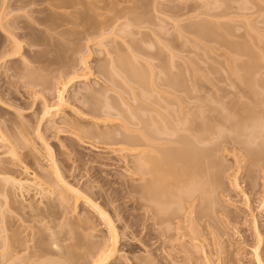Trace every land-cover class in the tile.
I'll return each mask as SVG.
<instances>
[{
	"label": "rangeland",
	"instance_id": "1",
	"mask_svg": "<svg viewBox=\"0 0 264 264\" xmlns=\"http://www.w3.org/2000/svg\"><path fill=\"white\" fill-rule=\"evenodd\" d=\"M18 1L19 0L17 1L0 0V129L1 132H3L4 135H6V137L8 136L10 138L9 141V138L7 137L8 142L11 143L13 141V143L16 145L15 147H17L18 152H20L19 157H21L19 158L21 160L19 159L16 160V162L18 163H15L13 161V163L15 164L14 165L11 162L14 159V157L12 156L13 158L11 159V156H9L10 154H7V152H6L7 155L3 154L5 153L4 147H6V144L4 143L5 146L3 144H2L3 146H1L0 144V158H4V161L7 160V158L8 159L10 158L11 160V161L9 160V162H7L8 160L6 161L5 164L8 163L7 167L9 166L11 169L13 170L15 169V172L17 171V173L19 171V173L24 174L22 167H24V165L26 164L25 166L28 165L30 171L31 170L33 172L36 171V173L41 177L43 176L47 177V175L52 176V172L49 168L50 162L48 161V154L45 149V145L41 139L39 140V136H37L38 134L36 135V126L39 121L38 119L42 115V111H43L42 108L44 107L43 101L47 100L50 103H55L57 101V90L60 87L59 86L60 79L62 80L69 79L70 76L73 75L72 73H74L73 70H75L76 73V74L74 73V75H78L84 71H87L84 70L85 66H87L90 70H92L93 74L90 75L89 78H87L88 80L87 79L84 80L80 78L73 81L69 85L68 92L66 94L67 95L66 98L69 105L65 108H62L63 109L61 110L62 112H60L55 118H53L55 120L50 121L49 119L46 123H44L42 129L44 133V138L55 152L56 158L59 161L58 164L60 165L64 174L65 175L67 174L68 176L67 180L70 179L69 180L70 182L73 180L74 182L78 183V185L83 190L90 188L92 186L91 184L94 185L96 184L101 186L102 194L95 196L93 199L101 206H103V208L106 211H108L111 217H113L115 221V225L118 228V232L120 233V239H121V242L119 243L120 251L111 264H125V263L129 264L128 262H131L130 264L132 263L141 264V262L143 263L142 258H147V257H141L140 260V256H149L147 258L149 259L148 260L149 264H203L205 262L204 259H206L207 261V258H203V257H207V256L209 257L212 254L215 255H212L209 258H211L213 264H218V261L215 260H221L219 261V264H221L222 262H223L222 264L225 263L255 264L253 248L254 245L257 244L256 242L258 240V237L256 235L258 234V232L257 231L255 232L256 229L254 228L255 227L254 224L257 225L258 231L262 235V238L264 240V162L263 161L261 162L260 165H258L259 168L255 172H253L255 168L258 166H256L253 169L252 162L250 158L247 156V151L243 149L242 145L240 144L238 146L235 145V147L234 145L232 146V144L230 145L228 144L229 148L227 147V145L225 146V148L227 147L226 149L228 150L223 151L225 149L224 148L220 151L221 153H218L219 156L217 155L216 159H219L217 161L222 163L221 165H223L224 171L226 170L225 173L223 174L225 178L222 179V181H224L222 182L224 183V185H222L223 189L220 190L219 193L221 194L220 196H218L219 198L222 196L224 199L223 201L221 198L218 199V203H220L219 205H221V203L223 204L221 206L222 208L223 207L224 208L223 209L220 208L221 206H219V208L224 211L225 217L222 215L223 213L221 212L222 213L221 217L222 216L223 217L222 218L220 217L219 219V221L222 219V221L219 224L220 226L216 223L219 227H217L214 224L215 225L214 229H216L215 227L218 228L216 230L219 232L220 235L217 233L218 235L215 236L217 237L220 236V237L219 240L216 237V243L220 241L219 243L223 245L220 246V244L218 243L219 246L222 247V249L221 248L220 249L224 250L225 253L221 252V250L217 248L218 246L212 248L211 245L209 246L207 245V243L211 244V242L213 241V239L211 241L212 237L209 236L211 242L208 239L206 243V246L208 248L206 246L205 247L209 251L211 249L215 250L217 248L219 252L217 250L215 251L220 253V255L218 253L217 254L221 256L224 253V255L221 256L222 258L219 256L218 258L217 254L214 253V251L213 253L208 254L209 252H207L206 248L205 250L207 254L205 253L206 254L205 255L201 249H199L200 250L199 252L197 249L194 248L195 247L194 244L195 243L198 244L199 242L195 241L194 243L191 241L190 238H188V236H185L186 239H184L181 236L183 233H187L186 231L183 232V230L181 231L182 234L179 233L180 232L179 231L178 233L180 235L179 234H178L179 236L176 235L177 237L174 236L177 238V240H174L173 238L174 241H172V238L171 239L167 238L168 241L165 240L163 242V240L159 238L160 226L154 224L153 220L150 218V214H146V215L144 214L143 209L140 207V204L137 201L138 195L136 194L135 191H133V189H135V187L139 183L138 178L137 176H134L129 172L132 168L131 160H134L133 159L134 156L130 152L129 153L127 152L128 153L127 154L125 151L124 153L114 151L122 146L118 144L119 143L118 141L116 142L115 140L121 136L120 130L123 128V125L125 124L124 118L122 117V119H120L121 118L120 117L119 119L116 120H114L115 118H113V122L111 121L110 123L108 122L104 123L101 122L102 118L95 120V117L98 118L99 116L98 115L95 116L94 113L88 114V116L85 118L84 117L82 118V116L85 115H82L81 113L83 111L88 113V111H86L87 107L84 108V104L88 101V97L90 98L95 91L97 92L99 90L98 95L95 92L96 94L93 95L92 97L97 96L99 98L100 97L99 95L101 94L100 98H102L105 95L102 98V103L103 101H105L106 104L104 103V105L107 106L103 108L104 110L105 109L107 110L109 108L108 110H111L112 113L115 114L119 112V110L122 108L123 110L122 112L127 113V110H129L131 107L132 110H134L135 107V109L138 108L135 111H138L139 113H142V111L143 112L156 111L165 114L170 113L171 114L170 123L168 126L174 128L177 120L179 119L186 120V118L184 117L188 116L187 113L189 114L191 107H193L192 110H194V112H196L195 114L197 115L200 114L198 110H200L201 106H203L201 109H205L207 108L205 107L206 104L207 105L210 104V102H207L208 100L212 102V100L216 99L214 97H210L209 99V96L204 97L205 95L204 88L198 87L194 90H192L193 88L189 90V88L193 87L195 83L197 84L198 77L200 78V76H202L201 79H203L204 75L207 76L208 79H210L213 82V84L217 86L213 88L212 93L218 92L221 95L223 94L225 96V100L227 99L226 94L229 96V98L230 97L233 98L236 93H239L237 94V96L238 95L240 96V92L238 91H243L244 89H246L247 91L249 90L247 93L244 92L245 94H249L251 91L250 89H247L245 86L244 87L241 86V90H239V87H237L238 85L235 84L238 82L237 79L240 80V75L243 74V68L241 69V66L243 64L244 65L248 64V62L251 60L248 53L247 54L244 53L245 51L244 50L243 55L240 54L237 55L238 53H240V49H239L237 51V54H232L230 53V50H232L233 53H236V51L233 49L228 50L229 48L222 41H220V43L218 42L216 43L215 40L209 41L210 37L211 39H213L212 36H208L209 38L207 37L208 41L204 39L205 37H203L202 39L204 40L199 41V43L201 44L199 45L196 41L200 40L202 36L200 37L198 34L197 36L194 35L195 30L193 28L195 25L193 24L194 23L196 24L198 30V28L200 27L199 25H197L198 21L200 20L202 21V19L204 18L203 19L204 21L205 19H207L205 22H208V20L210 21L213 20L214 22V19L216 21V17L217 16L219 17L220 15L219 17L220 21L221 19L222 21L224 20V22L227 21L228 23L227 22L226 23L227 24L230 23L229 26L232 25V28L234 29L232 33L230 32L229 34L230 36L227 35L229 37L226 36L227 39L230 38L231 40L233 39L232 41L236 40V42L238 41L239 43H241L242 41L245 43V40L246 42L249 40L250 43L252 41L251 44L253 45V47L255 46V51H257L258 53H261L262 51L264 52V0H143L144 7H142L140 11H138L140 13V18L138 20H135V22L134 19H132L131 17H130L131 19L129 18V15L127 14L129 12L128 11L129 9L126 8L125 6L131 7L132 6L131 1H136V0H106L107 2H105L104 0L102 1L90 0L88 2L90 4L91 2H94L92 4L93 5L95 4L94 7L97 8L98 11H96L97 9L95 10L93 7L90 8L91 9L89 10L90 12L85 9L88 13L85 12L86 15L85 13L83 14V16L85 15L84 18L83 16H82L83 19H80L81 18L80 16H78L80 17L79 19L75 17V19L78 21L75 23V20L74 21L72 20V23L74 22L76 25L70 23L71 21L67 22V24L68 23L70 24L69 26L67 24L63 26L65 27L64 28L65 30L63 29V27H61L62 30L61 29L55 30L53 28H50L51 27L50 23L44 22L42 20V18L46 17L47 16L46 14H48L51 11L50 9L56 10V8L51 7L53 5V2L50 3L52 4L50 6L49 4L50 1H47L48 4L47 2L41 3L42 1H36V3L30 5L28 2L26 3L24 2L25 4L22 2L20 4V2L18 3ZM32 2L33 1H30V3ZM86 2L87 0L83 1L84 5ZM83 3L82 5L80 4L82 8L79 5L77 7H79L80 9H84ZM96 3H98L97 4L98 7ZM110 3L112 4V7L117 5L118 7L121 6L120 7L121 9L122 6H124L127 12L124 10L119 11V12L123 11L125 13L122 14L123 19L121 17L119 22L118 21L114 22V24L115 23L117 24L115 25V27L113 24L114 30L111 31L113 34L108 29V31L112 35L110 34L111 36L109 37L107 36L108 38L106 40H103L104 42H102V44L100 43L101 44L100 45L98 44V40L100 38L97 37L98 35L99 37H101L100 34L98 33L100 31L97 32L98 34L94 32L100 29L101 21L108 23L105 20L111 18L110 15H112V17H116L115 12L117 13L116 11L117 9H115L116 7L113 8L115 10H111L112 7L109 8V6L107 5L109 8L108 11L110 12L113 11L114 13L107 12V9L103 8L106 4H109L111 6ZM107 6H105V8ZM74 7L76 8V5H74ZM74 7L72 5L71 7H69L70 9L65 8L63 10H58V12L60 11L63 14L64 12L74 14L73 13L75 12L74 10H77V12L79 13L82 12V10H80L79 8L75 9ZM45 8L47 12L49 8L48 13L45 12ZM101 10L102 11L105 10L106 13L102 12ZM103 13L105 15L109 13L110 14V15L108 14L109 18L107 15L105 17ZM102 15L104 16L103 19H101L103 17ZM98 16H102V17H98ZM125 16L128 17L127 20ZM94 20H97L98 22L97 21L94 22ZM45 23L48 24L46 25ZM198 24L200 23L198 22ZM93 25L94 27H92ZM95 27H98L97 30L94 29ZM113 27H111V29H113ZM49 28L53 29L54 31L53 30L51 31ZM68 28L69 30H66ZM60 31H63L64 33L62 32L60 34ZM33 33L35 34V36H33L34 35ZM47 37L48 39H46ZM13 38H16L19 42L21 41V43L23 44V49L21 53L22 55L16 58L9 59L7 54L9 53V51L11 52L14 48L12 46ZM35 38H38V40ZM194 38L198 40L195 41ZM252 38H254V40ZM257 38L260 40L259 42L256 41L255 43V39L257 40ZM47 41L53 43L51 48L49 45L45 44ZM67 41L70 46L66 44ZM36 42H38L39 44ZM221 42L223 45L221 44ZM77 43H80V45ZM66 45H68L69 47H67ZM53 46L54 47L63 46L69 49L66 50L67 54H69L67 56L69 57L66 58L65 56L66 58L65 60H63L64 59L63 56L65 55L63 51L64 53L62 56L63 61L58 59V56L57 57L54 56L57 55L55 51L49 54L51 56H49L45 51V53L48 55L47 60L48 61L54 60V63L52 65L55 64V66L50 65L49 64L50 61L44 62V60H46V57L44 59V56H47L44 53V50L52 49ZM137 47L139 49H137ZM73 48L77 50L75 51ZM135 49H137V52ZM134 51L136 53L134 54L135 57L132 58L133 61H135L140 67L141 66L145 67V69L148 71V78L146 79V83L144 82V85L133 83L129 79L125 81L124 79L126 78H123L124 77L123 74L121 75L119 81H117L119 77H117L118 75H116V78H114L116 79V81H114L113 79V81L115 82L114 83L109 80L111 78L109 77L108 74L106 75L109 78H107L102 71L101 72L99 71L100 70L99 66L102 67L103 65L106 64L109 65L111 62L112 63L110 65L112 66V68H114V65L112 64H114L117 59L119 61L122 53H127L131 55V53L132 52L134 53ZM228 53L231 55L229 56ZM118 54H120V56ZM36 55H40V56L44 55L41 56V58L37 56L40 59H42L43 57V61H42L43 63L39 61L37 63L36 59L35 61L33 60L34 57L36 58ZM71 56H73V58H71ZM232 56H235L237 58L236 60L238 62L235 65H238V63L241 64L243 63L242 65L240 64L241 65L240 67L239 65L236 67V69L238 68L237 70H239L240 68L241 71V72L238 71L240 72L239 78H236L235 75L232 76V74H230L232 72L229 73V71H231L229 66L224 65V63L225 64L230 63V60L228 59ZM111 57L114 58V60ZM25 60H26V66H29V68L27 69L28 70L30 69L29 70L30 72L32 71L31 70L32 67L38 70L37 72H39L37 73L32 68L36 72V74H38L35 75L34 74L35 72L32 71V73L34 74V76H32V80L29 77L32 73H30L29 76H28L29 74L28 72H27L28 74H26L25 71L26 67H24ZM66 60L67 63H65ZM27 61H29L30 64L29 62L27 63ZM58 62L60 63V65L58 64ZM84 62H86L85 65ZM47 63L49 64L50 67L48 66ZM40 65L41 66L45 65V66H43L42 68H40L41 70H39L38 68L41 67ZM110 65L107 67L109 68ZM46 66H48L51 69L47 70L46 68L45 71L47 73L45 72L42 73L41 71H44L43 68H45ZM226 67H228L229 71H227ZM259 68L257 69L256 72L257 75L255 76V78L257 77L256 78L257 80L255 79L257 83L260 82L261 80L264 81V60L261 61ZM216 69L217 70L220 69L218 70V72H220L219 74L217 71H215ZM166 72L169 73L171 81L169 80ZM64 74H69L70 76L69 75L65 76ZM62 75L68 78H65ZM236 75H238V73ZM245 75L246 73L243 74V77ZM37 76H39L40 79H38ZM207 77H205L204 79H207ZM41 78H43V80ZM122 78L123 80H121ZM46 79H48L47 80L48 82H44V84L42 85L43 83L42 81L44 80L46 81ZM263 81H261L263 85L261 83L257 84L258 86L257 88L254 89V92L257 90L255 92V95L258 92L259 93L258 95H261L262 99L264 100ZM225 92L226 94H224ZM251 95L252 92L250 93V96ZM36 96L39 97L41 96V98L43 97L42 99L45 98V100H41V98H39L40 100L38 99L36 100L34 99V97ZM241 96L243 97V95ZM86 97L87 100L85 101ZM100 98L98 99V101H100ZM243 98L244 100L243 99L242 100L246 102V98L245 97ZM253 98L249 99L251 101L247 99L248 102H246L244 107H247L250 104V106L248 107L252 108L251 106H255L256 104H259V101L257 99L258 102L255 103L254 105L256 99L253 102L252 101ZM258 98L259 100H262L260 99V97ZM34 100H36V102H34ZM229 100H231V98ZM215 101H217V99ZM112 102L114 103V105L111 104ZM99 103H101V101ZM115 103H117L116 104L117 108H119L120 106L119 110L114 107ZM261 103L262 102H260V105H256L259 106L256 109H255L256 106L254 107V109L257 111V115H256L257 120L253 122L257 121L256 122L257 126L256 128L253 127V130L255 129L254 131L252 130L253 133L251 134V136L254 134L253 135L254 138H252L253 136L252 137L250 136V138L252 139L249 140L253 146L256 145L259 146L260 141L262 140L264 141V136L263 137L260 136L263 134H260L261 132L258 134L260 130H262L263 132L264 129V126H262V124L264 123V112L262 113V110L264 111V104L261 105ZM102 106L103 104H101V107ZM18 109L19 110L21 109L22 115L20 114L19 115L22 118L21 117L18 118L19 116L18 115L19 111L17 112ZM188 109L189 112H186V115L183 116L185 112H183L184 114H182V111H188ZM206 111L208 112L207 109ZM77 112L80 113L78 114ZM207 112L204 113L207 114ZM127 114H129V112ZM190 114L193 113L190 112ZM17 118L19 119L18 121H20L19 123H21V128L25 127L28 130L29 134L26 132V135L28 134V137L26 136L27 139L23 138L24 136L23 134L22 136L20 134H19L20 136L17 134L19 132V131L17 132L18 128L20 130L19 125H17L18 123H16ZM21 119L24 120H22L21 122ZM12 120L15 121V123ZM75 121H77L78 123L80 122L79 125H82V127L84 126V128L86 127H90V129L92 128L90 132H88L89 130L87 129L88 131H86L85 133H81V136H83V134H87L84 135L85 137L83 136L84 137L83 140L79 137L77 138L76 135L74 136L73 133H71V131L72 132L74 131L73 128H71V125L72 123H75ZM50 122H53V124L52 123L50 124ZM249 122L245 124L243 132H245L249 126L251 127V125L248 124ZM96 130H98L101 133L102 131L106 133L105 130L107 131V133L110 131L109 134H111V131L112 133L115 132L113 136L114 137L116 136V138L113 137L108 138L110 137L109 135L108 137H105L106 134L101 135ZM230 130L228 129L224 131L228 134L229 133L234 134L235 131L233 132L232 130L231 132ZM250 133L251 132L248 133V136ZM236 135L238 134L236 133ZM246 137L247 136L244 137L245 140H247L248 138ZM262 144L264 145V142ZM31 153L33 154V156L29 155ZM34 157L36 158V160H32L35 159ZM18 165L21 168L18 167ZM20 170L22 171L20 172ZM46 172L48 174L44 175L46 174ZM236 177L240 184V190H237L232 186L231 181ZM50 178L53 179L54 177L52 176ZM128 186L133 188L132 191H129L131 190V188H129ZM30 195L32 198L34 193L32 194L30 193ZM30 195L26 193L25 195L26 199H24V203L26 202L28 203V201L32 200L29 198ZM17 196H15V198H17ZM67 196L69 200L67 203L68 206L67 208L72 209L75 204L74 197L72 195H67ZM1 197L2 195H0V198ZM23 198H21L22 200H20L19 198L17 199L19 200V202H23ZM2 199L4 200V197H2ZM17 199L15 201L18 202ZM33 199H34L33 201L36 202L38 201L37 199H39V196L37 197L34 196ZM40 201L41 200H39L38 202L40 203ZM2 204L3 202L0 201V205H1L0 208L2 207ZM19 204H18V208L19 207L21 208ZM38 205L40 206V204ZM3 207L4 209L6 208L4 205ZM79 208L80 210L82 209L83 212L89 211L90 215L93 217V220L90 222V228L88 230L90 232V235L87 238L93 244H90L88 246L86 245V243L84 245V243L82 242L83 244L82 245L80 242L78 243L77 241L78 245L81 244L78 247L77 245H75L76 244L75 236H74L75 239L74 238H73L74 240L72 239L73 241L69 239V241L66 240V243L64 244L63 242H59V243L60 244L62 243V245L65 246L66 248L71 245L70 247L72 248L73 243L75 242L73 247L77 246L78 248L75 247L74 249H78V250L76 251L73 250V252L75 251V253H71L73 256L77 254L74 256L75 258L73 256L71 257L72 258L71 263L73 264L78 263L79 262L78 258L81 257L79 259L81 261L79 264H91L92 263L91 254H95L97 251L96 252L92 251L91 253L90 249L93 250V246H95L94 250L99 249V247L105 240V237L107 236V228H103L105 224H103L101 218L98 217L94 212H92V210H90L88 206L81 203ZM2 209H0L1 210L0 213L3 211ZM22 211L23 210H21L20 213L24 215L23 212L25 211L28 212V209L23 212ZM20 213H18L17 216L20 215ZM14 214H12L11 219L12 220L14 219L13 223L15 222V224L13 225V227L15 225L16 227L13 229L16 230L18 228L17 230L20 229L19 230L20 232H22L25 229L21 236H24L26 235L25 233H28L25 237L26 239L29 238L28 242L23 237L28 244V245L26 244L25 247L30 246L27 249L28 252L22 251V254L25 253L24 257L22 255H19L21 256L20 258L23 259V260L21 259V261L28 262V260L32 258L31 256L38 250L35 249L37 244H36V240L33 239L34 238L33 235L34 233L38 232L36 231V229L39 223L38 225H36L35 223L36 225L35 232L34 230L32 231V229L35 228L33 226L34 224L32 223L33 225H29V221L26 222L28 215L25 214V217H27L26 219H24L25 217L22 215L21 217H23V219L20 218V220L22 219L25 221L23 222L24 223L22 226L23 228L22 227L19 228L17 226L18 224L17 221L19 220V218L15 216L16 214L15 215ZM74 215L75 214L71 215L73 216L72 219L75 218ZM22 220L18 224L19 226L22 223ZM1 226L3 225L0 224V227ZM53 226H54L53 224L52 226L50 225V227ZM39 227H41V225ZM10 232L11 231H8V234ZM10 234L9 236H11ZM0 237H2L1 234ZM0 240L2 241L1 238ZM60 240L62 239H59V241ZM77 240H79V238H77ZM90 241H87V244H89L88 242ZM216 243H214L215 246ZM2 244L0 245V247L3 248L0 249L1 253L3 251L5 252L4 250L5 245ZM202 244H204V242L201 243L200 245ZM46 246L44 247L46 248ZM87 246L88 247L91 246V248L88 249ZM50 247L51 245L47 246V249L56 251V249L53 250L52 247L51 248ZM184 247H186L187 251L186 249L184 251ZM81 248H83L84 250L85 248H87L90 252H86L88 250L84 251ZM261 250H262V255H264V245L261 247ZM84 252H86L87 254ZM167 253L170 254L171 260L168 259L170 257H168L169 255ZM82 254L83 256H81ZM51 255L54 256L53 253L52 254L50 253L46 256L47 258H49V260L46 258L47 260L42 259V261L44 260L45 264H47L46 263L47 261L48 262L50 260L53 261L54 259L57 258V256H55L56 257L55 258ZM25 256L28 257L26 258ZM50 257L52 259H50ZM212 257H214L215 260L212 259ZM223 258H225V260H223ZM56 260L58 261L59 259ZM2 261L0 262V264L1 263L5 264V262L3 263ZM66 261L64 258V260L62 259L61 262L58 261L57 263L67 264L68 262L66 263ZM213 261H215V263ZM224 261L226 262L224 263ZM52 263H54V261ZM52 263L50 262L48 264H52Z\"/></svg>",
	"mask_w": 264,
	"mask_h": 264
},
{
	"label": "bare ground",
	"instance_id": "2",
	"mask_svg": "<svg viewBox=\"0 0 264 264\" xmlns=\"http://www.w3.org/2000/svg\"><path fill=\"white\" fill-rule=\"evenodd\" d=\"M30 1H33V2L30 3ZM36 1H42L41 3L50 1L49 4L51 2H53V5L50 4V6L52 5L51 7L56 8V10L53 9V10H55V11H53L52 9H50L51 11L49 12V8H50L49 7L48 8L49 13H48L46 8H45V12H47L48 14H46L44 12L47 16L45 15L46 17L42 18V20L44 22L50 23V26H51L50 28H53L55 30L56 29L62 30L61 27L65 26V24H67V22L71 21L70 23H72V20L73 21L75 20V23H76L78 20H76L75 17H77V19H79L80 17H81L80 19H83L84 16L86 15V13H85V12H87L86 10H88V11L91 10L90 9L91 7H93L95 10L97 9L94 7L95 4L94 5L92 4L94 2H91L92 5L88 2L90 0H87V2H86L87 5H86V3L84 5V3H83L84 0L83 1L82 0H19L18 3L20 2V4H21L22 2L23 3L28 2L30 5V4L36 3ZM100 1H102V0H100ZM104 1L107 2L106 0H104ZM41 3H40V5H41ZM82 3H83L84 9H80L79 7H77L78 5L80 6V4L82 5ZM99 3H101V2H99ZM47 4H48V2H47ZM97 4L98 3H96V5ZM72 5H73V7H74V5H76V8L75 7L74 8L75 9L79 8L80 10H82V12L79 13V12H77V10H74L75 11V12H73L74 14L68 13V12L67 13L64 12V14H63L60 11L58 12V10H63L65 8L70 9L69 7H71ZM107 5L109 6V8L112 7V4H111V6L109 4H106L105 6H107ZM131 5H130L131 7H128V6H125V7L129 9L128 10L129 12L127 13L129 15V18L131 17L132 19H134V22H135V20H138L140 18V13L138 11H140V9L142 7H144V1L143 0L131 1ZM105 6L103 8L107 9V12H110V11H108L109 10L108 6L106 8H105ZM80 7L82 8V6H80ZM97 7H98V5H97ZM117 7H118V5L113 6L111 8V10L117 9L116 10L117 13L115 12L116 17H112V15L107 13L106 15L108 16V18H109V15L111 16V18H109V19L107 18L108 20H105L108 23L102 22L100 20L101 21V23H100L101 26L99 25L100 29L97 30L98 27L94 28L97 30V31L93 30V31H96L94 33H97L98 31H100L98 33L100 34L101 37H99V35L98 36L95 35L98 38H100L98 40V44H100V43L102 44V42H104L103 40H106L109 36H111L113 34L111 31L114 30V27L117 24V23L114 24V22L115 21L119 22L121 17L123 19L122 14H125V13L123 11L122 12H119V11H121V10L126 11V8H124V6H122V9H121L120 8L121 6H120V7H118L120 9H118ZM87 8H89V9H87ZM113 8H115V9H113ZM80 10H78V11H80ZM96 11H98V9ZM102 12L106 13L105 10ZM112 12L113 11H111L110 13H112ZM39 13H41V12H39ZM84 13H85V15L83 16ZM119 14H121V15H119ZM223 14H224V12H223ZM106 15L104 14L105 17H106ZM216 15H218V14H216ZM225 15H226V13H225ZM78 16H80V17H78ZM82 16H83V18H82ZM102 16H98V17H102ZM104 16L101 19H103ZM219 17H220V15H219ZM219 17L217 16L216 21L214 19V22H213V20H211L212 23L210 20H208V22H205L207 19H205V21H204L203 20L204 18L202 19V21L201 20L198 21L200 23V24H198V22H197V25L200 26L198 28V30H197L196 24L194 23L193 24V25H195L193 28L195 30L194 35L197 36V34H198L200 37L202 36L200 40L196 39L199 36L194 38V39H195V41L198 40L196 42L199 45H201L199 43V41H202L204 39H206L208 41V38H209L208 36H212L213 39H211V37H210L209 41L215 40L216 43L217 42L220 43V41H222L229 48L228 50L233 49L236 51V53H233V51L230 50V53H232V54H237V51L239 49H240V53H238L237 55H239V54L243 55L244 53H246V54L248 53L249 57L251 58V60L248 62V64L244 65L242 63L243 64L242 65L241 63H238L239 67L242 65L241 69L243 68V74L246 73V75L244 77H243V74L240 75V72H241L240 68H239V70H237L238 68L236 69V67L238 65H235V64L238 61L236 60L237 58L235 56H232L229 59L227 57V59L230 60V63L229 64L227 63L228 65L224 63V65L229 66L231 71H229L228 67H226V68H227V71H229V73L232 72V73H230V74H232V76L235 75L236 78H239V75H240V80L237 79L238 82L236 81L237 83H235L238 85L237 87H239V90H241V86H243V87L245 86L247 89L251 90L250 93L252 92V95H254V96H252V95L250 96V93L245 94L249 90L247 91L246 89H244L243 91H238V92H240V96L239 95L237 96V94H239V93H236L235 96L233 98L230 97L231 100H229L230 98L226 94V92H227L226 91L224 94H226L227 99L229 98L228 99L229 101L227 99L225 100V96L223 94L221 95L218 92L212 93L213 88L216 85H214L213 82L210 79H208L207 76L204 75L203 79H201L202 76H200V78L198 77L199 82L197 81V84L195 83L193 87H190V88L187 87V88H189V90L192 88H193L192 90H194L198 87L204 88V90H205L204 97L209 96V99H210V97H214L217 99V101H215L216 99L212 100V102L209 100L207 101V102H210V104L215 105V106L208 104L209 105V108H208V105L206 104L205 107H207V108H205V109H201L203 107V106H201L200 110H198L200 114H197V115L195 114L196 112H194V110H192L193 107H191V110L193 112L190 110V112L193 114H190L189 109H188V111H182L181 110L182 114H184L183 112H185V114L183 116L186 115V112H189V114L187 113V115L188 116L190 115V116H189V118H188V116H185L184 118H186V120L185 119L177 120L174 128L168 126L170 123V116H171L170 113L165 114V113L156 112V111L155 112H153V111H144L143 112L142 111V113H139L138 111H135L138 108L135 109V107H134V110H132V107H131L129 110H127V113L129 112V114H127L125 112H122L123 110H122V108L120 109V106H119V108H117V106H116L117 103H115L114 107L117 108L118 110L120 109L119 112L114 114V113H112L111 110H108L109 108L107 110L106 109L104 110L103 108L107 107L104 105L105 101H103V103H102V98L105 95L102 98H100L101 94L99 93L100 94L99 98H100L101 103H99L100 101H98L99 98L97 96H95L96 98L92 97L96 93L98 95L99 90L97 92L95 91L96 93L94 92V94L92 92L93 95H91L90 98L88 97V101L84 104V108L87 107L86 111H88V113H86L84 111L81 113L82 115H85V116H82V118L87 117L88 114H90V113H94L95 116L96 115L99 116V117L97 116L98 118L95 117V120L102 118L101 122H104V123H107V122L110 123L111 121L113 122V118H115L114 120L119 119L120 117H121L120 119H122V117L124 118L125 124L123 125V128L120 130L121 136L118 137V139H116V140L114 139L116 142L118 141L119 142L118 144H120L122 146L119 147V149H116L114 151L115 152L116 151L123 152V153H124V151L126 153L130 152L134 156V158H133L134 160H131L132 168L130 171L129 170L128 171L132 175L137 176L139 183L135 187V189L128 186L129 188H131V190H129V191H132V189H133V191L136 192V194L138 195L137 201L140 204V207L143 209L144 214L145 215L150 214V218L153 220L154 224H157L160 226V229H159L160 237L159 238L161 240H163V242L165 240H167V238L168 239L172 238V241L177 240L176 237L179 236L180 235L179 233H181V231L183 230V232L184 231L187 232V233H183V234L181 233L182 234L181 236L184 239H186L185 236H188V238H190L191 241L194 243H195V241L199 242L200 244L204 242L205 245L204 244L200 245L199 243L198 244L195 243L194 244L195 247L193 246L199 252H200L199 249H201L204 252V254L206 253L205 248L207 247L206 243L209 239V236L212 237V238L211 237L210 238H211V241H212V239H213V241L211 242L209 239L211 244L207 243L208 246L211 245L212 248L218 246L217 248H219V249L220 248L222 249V247H220V246H223L219 243L220 241H218L220 246L218 243H216V237L217 236H215V235L219 234V232L216 229H218L217 227L220 226L219 224L222 221V219L219 221L221 214L223 213L222 215L224 216V211L222 210L224 207L222 208V206H221L223 204L221 203V205H219L220 203H218V199L221 198L222 201L224 199L222 196L220 198L218 196H220V194H221V193H219L220 190L223 189L222 185H224V183H222V182H224V181H222V179L225 178V176L223 174L226 171V170L224 171V167H223V165H221L222 163L217 161L219 159H216L218 153H221L220 151L222 149H224L226 145L229 148L230 144H232V146L234 145V147H235V145L238 146L240 144V145H242L243 149H245L247 151V156L250 158V160L252 162L253 169L256 166L260 165L262 161L264 162V145L262 144L264 141L263 140H262L263 142L260 141L259 146H257V145L253 146L249 141L250 139L254 138V136H253L254 134L252 135L253 137L251 136V134L253 133L252 132L253 127L256 128V126H257L256 125L257 121L253 122V121L257 120V118H256L257 111L255 109L259 106H256V105H260V102H262L261 105L264 104L263 103L264 100L262 99L261 95H258L259 94L258 92L256 94L263 101L259 100V98L255 95V92L257 90L254 92V89L257 88V86H258L257 84H259V83H261V81H263V80H261L260 82L257 83V81H255V79L257 77L255 78V76L257 75L256 72H257V69L259 68L261 61L264 60V52L262 51L261 53H258L257 51H255V46L253 47V45L251 44L252 41H251V43L249 42V40L247 42L245 40V43L243 41H242L243 43L242 42L239 43L237 41L238 42L237 43L236 40L232 41L233 39L231 40L230 38H228L229 39L228 40L227 37L230 36L229 35L230 32L232 33L234 29L232 28V25L229 26L230 23L227 24L228 23L227 21L224 22V20L222 21V19L220 21ZM1 18H2V16H1ZM127 19H128V17H126V20ZM90 20H92V19H90ZM95 21H97V20H94V22ZM48 23H45V24L47 25ZM70 23H68L67 25L69 26ZM75 23L73 22L72 24H75ZM111 23H112V25H111ZM94 24H96V23H94ZM97 24H99V23H97ZM113 24H114V27H113ZM92 27H94V25ZM111 27H113V29H111ZM64 28L65 27H63V29ZM53 29H50V30L52 31ZM108 29L112 34L108 31ZM66 30H69V28ZM196 31H197V33H196ZM62 32L63 31H60V34ZM65 32H67V31H65ZM30 34H31V32H30ZM65 34H67V33H65ZM227 35H229V36H227ZM33 36H35V34ZM92 36H94V35H92ZM203 37H205V38L202 39ZM68 38H67V40H68ZM258 38H257V40L255 39V43H256V41L259 42L260 39H258ZM35 39L38 40V38H35ZM46 39H48V37ZM252 39L254 40V38H252ZM48 41L45 44L49 45L51 48L53 43L48 42ZM33 42H34V40H33ZM44 42H45V40H44ZM222 42H221V44H222ZM36 43H38V42H36ZM12 44H13L12 46L14 47L13 50L11 52L9 51L8 54L6 53L9 59L16 58V57H19L20 55H22L21 53H22V49H23V44L21 43V41L19 42L16 38H13ZM56 44H57V42H56ZM61 44H63V43H61ZM66 44H68V41ZM72 44H73V42H72ZM77 44L80 45V43H77ZM68 45H66V46L69 47L70 45L69 46ZM54 48L55 49L57 48V49L55 50ZM67 49L68 48H65L63 46L62 47L61 46H58V47L53 46L52 49L44 50V53L46 51V53L49 55L55 51L57 55H54V54L53 55L55 57L58 56V59L63 61L69 57V56H67V55H69V54H67V51H66ZM137 49H139V48L137 47ZM137 49H135L136 52H137ZM241 49H242V51H241ZM63 51L65 53L64 56H63V54H64ZM243 51H244V53H243ZM136 52L135 51H134V53L132 52L131 55H129L127 53H122L120 56V54H118L120 56V59H119V61L117 59L116 62L114 61L115 63L112 64V65H114V68H112V66L110 65L112 62L109 60L111 62L109 64L111 68L110 67L108 68L107 66H109V65H107V64H106L107 66L102 64L103 66L102 67L99 66L100 70L99 69L98 70L100 72L102 71L105 75L108 74L109 77L111 78L109 80L112 82L116 81V79H114V78H116V75H118L117 77H119V78L117 81H119V79L121 78V75L123 74V76H124L123 78H126V79H124L125 81L129 79L133 83H138V84L144 85V82L146 83V79L148 78V71L145 69V67L141 66L142 67L141 68L135 61H133L132 58L135 57L134 54ZM72 53H73V51H72ZM48 55L47 56L41 55V56H44V59L46 57V60H44V62L48 61L47 60ZM126 55H129V56H126ZM228 55L230 56L231 54L228 53ZM37 56H39L41 58L40 55H36V58L34 57L33 60L35 61V59H36L37 63H38V61L42 62L43 57H42V59H40ZM49 56H51V55H49ZM62 56L64 57L63 60H62V58H63ZM65 56H66V58H65ZM71 58H73V56H71ZM55 59H57V58H55ZM112 59L114 60V58H112ZM49 61L48 62L50 65H52L54 63V60L53 61L49 60ZM28 62L29 61H27V63ZM65 63H67V60ZM69 63H70V61H69ZM85 63L86 62H84V65H85ZM24 64H25L24 67H26V70H25L26 74L29 73L28 76L30 75V73H32V71H34V70L36 72L38 71L31 66L34 70L31 68L32 71L30 72L29 71L30 69L29 70L27 69V68H29V66H26V60L24 61ZM29 64H30V62H29ZM49 64H48V66H49ZM58 64L60 65L59 62H58ZM61 65H63V64H61ZM43 66H45V65H43ZM43 66L39 67L38 69L41 70L40 68H42ZM48 66L43 68L44 71H41V72L47 73L45 71L46 68H47V70L51 69V68H49L50 66L49 67ZM52 66H55V64ZM115 68H117V69H115ZM84 70H87V71H84L78 75H74L75 70H73L74 73H72L73 74L72 76H70L71 73H70V75L64 74L65 76L69 75L70 78L65 79V80L60 79V81H59L60 87L57 90V101L55 103H50L47 100H45V98L42 99L43 97L41 98V96L40 97L39 96L34 97V99H36V100L37 99L40 100L39 98H41V100H45V101H43L44 107L42 106L43 107L42 108L43 109L42 115L38 119L39 121H38L37 126H36V135L38 134L37 136H39V140L41 139L45 145V149H46L47 154H48V161L50 162L49 168H50V170L52 172V176L54 178L53 179L50 178L52 176L47 175L48 174L47 172H46V174H44V175H47V177L39 176L36 173V171L35 172H33L32 170L30 171L28 168V165L25 166L26 165L25 163H24L25 165L23 164L24 167H22L24 174L19 173V171L17 173V171L15 172V169L13 170L9 166L7 167L8 163L5 164L7 160H8L7 162H9L10 158L9 159L7 158V160H5V161H4V158H0V195H2V197H4V200L2 199V197L0 198V199H2L0 201L3 202L2 207L0 208V209L3 208L2 209L3 211L0 213V224L3 225L0 227L1 228L0 234L2 236V237H0L2 239V241L0 240V243L2 242L4 244H2V243L1 244L5 245V247L3 246L5 252L3 251L1 253V251H0V253H1L0 262L3 260L2 262L3 263L5 262V264H45L44 260L42 261V259H45V260L48 259L49 260V258H47L46 256L50 253L51 254L53 253L54 256L53 255H51V256H53V257L57 256V258L56 257L55 258L59 259L58 261L61 262L62 259L64 260V258H65V261L67 260L66 263L68 262L70 264L71 259H72L71 257L73 256L71 253H75V251L78 250V249H74L75 247L78 248L82 244V242L84 243V245L86 243V245H88V246L90 244H93V243H91L90 240L87 239L90 235V232L88 230L90 228V222L93 220V217L90 215L89 211L83 212L82 209L80 210L79 207H80L81 203L88 206L90 208V210H92V212H94L98 217H100L101 220L103 221V224H105L103 226V228H107V236L105 237V240L103 241V243L101 244V246L99 247L98 250L97 249L94 250L95 246H93V250L90 249L91 246L90 247L87 246L88 249H90L91 253H92V251H94V252L97 251L95 254L90 253L92 256V263L91 264H111L114 261V259L117 257V255L120 251L119 250V243L121 242L120 233L118 232V228L115 225V221H114L113 217H111V215L108 213V211H106L103 208V206H101L99 203H97L93 199L95 196L102 194L101 193L102 192L101 186L96 185V184L95 185L91 184L92 186L91 187L89 186L90 188L83 190L78 185V183L74 182L73 180L70 182L69 181L70 179L67 180L68 176H67V174L66 175L64 174L63 170L61 169L60 165L58 164L59 161L56 158L55 152L52 149V147H50V145L48 144L46 139L44 138V133H43V129H42V126L44 125V123H46L49 119H50V121L55 120L53 118H55L60 112H62L61 111V110H63L62 108H65L69 105L67 98H66L67 97L66 94L68 92L69 85L73 81L80 79V78L86 80L87 78L90 77V75L93 74L92 70H90L87 66H85ZM218 70H220V69H218ZM218 70L216 69L215 71L218 72ZM81 71H83V70H81ZM238 71H240V72H238ZM244 71H245V73H244ZM36 72L34 74L38 75V74H36ZM48 72H50V71H48ZM217 72H216V74H217ZM37 73H39V72H37ZM166 73L168 75L169 80L171 81L169 73L168 72H166ZM219 73L220 72H218V74ZM237 73H238V75H236ZM34 74L32 73L29 76L31 78V80H32V76H34ZM64 75H62V76H64ZM106 77H107V75H106ZM109 77H107V78H109ZM205 77H207V79H204ZM37 78L40 79L39 76H37ZM43 78H41V79L43 80ZM65 78H68V77H65ZM123 78L121 80H123ZM34 79H36V78H34ZM113 79H114V81H113ZM47 80L48 79H46V81L45 80L42 81L43 82L42 85L44 84V82H48ZM259 87H260V85H259ZM241 95H243V97L246 98V102H248L247 99L249 100V99L255 97L252 99L253 102L256 99L254 102V105L258 101H259V104H256L255 105L256 107L251 106L252 108H250V107H248V106H250V104L247 103L249 105L247 107H244L246 102L243 101L244 98ZM257 99H258V101H257ZM36 100H34V102H36ZM86 100H87V97H86L85 101ZM249 101H251V100H249ZM213 102H214V104H213ZM101 104H103L102 107H101ZM111 104L114 105L113 102ZM199 107H196V108H199ZM254 107H255V109H254ZM149 108H151V107H149ZM206 109L208 110V112L206 111ZM18 111H19L18 115L19 114L22 115L21 109L20 110L18 109L17 112ZM131 111H134V112H131ZM204 112H207V114ZM263 112L264 111L262 110V113ZM77 113L79 114L80 112H77ZM20 115L18 116V118L21 117ZM18 118L16 119L17 120L16 123H18L17 125H19L20 130H22V129L23 130L20 131L18 128L17 132L19 131L20 133L18 132L17 134L18 135L20 134L21 136L23 134L24 135L23 138H26V136L28 137V134H29L28 130L23 126H22L23 128H21V123H19L20 121H18L19 120ZM22 120H24V119H21V122H22ZM80 120H81V118H80ZM97 121H99V120H97ZM249 121H252V122H249ZM13 122L15 123V121H13ZM247 122H249L248 124L251 125V127L250 126L248 127L250 131L247 128L248 132L246 130L245 131L246 134H245V132H243V131H244L245 124ZM51 123L53 124V122H50V124ZM70 123H72V122H70ZM54 124H55V122H54ZM79 124H80V122L78 123L77 121H75V123H72L71 128H73L74 131L73 132L71 131V133H73L74 136L76 135L77 138L79 137L83 140L85 137L84 135H87V134H83V136H84L83 137V136H81V133H85L88 130H89L88 132H90L92 128L90 129V127H86V126H85L86 128H84V126L82 127V125H79ZM262 126H264V123L262 124ZM51 127H53V126H51ZM227 128L229 130L232 129L233 132L235 131L234 134L233 133L232 134L226 133L224 130H228ZM25 130H27V131H25ZM232 130H230V131L232 132ZM96 131L99 132L98 130H96ZM26 132L28 133L27 135H26ZM92 132H93V130H92ZM105 132L106 133H104V131H102L103 134L101 132H99V133L101 135L106 134L105 137H108V135H109L110 137H108V138H112V137L116 138V136L115 137L113 136L115 132L112 133V131H111L112 136H111V134H109L110 131L107 133V131L105 130ZM249 132H251V133L248 136ZM236 133L238 135H236ZM259 133L263 134V135H260L261 137H263L264 136V129H263V132H262V130H260L258 132V134ZM243 135H245L249 138L248 139L246 137L248 141L244 139L245 136H243ZM242 136H243V139L245 141L242 139ZM250 136L252 138H250ZM7 137H6V135H4L3 132H1V129H0V142H1L0 144H1V146H3V145L5 146V144H6V147H4L5 153H3V154H6V152H7V154H10L9 156H11V159L13 157L15 159V160L13 159L12 161L11 160L10 161L12 163H13V161L15 163H18V162H16V160L21 158V157H19L20 152H18V149H17V147H15L16 145L13 143V141L11 143L8 142L9 137L8 138ZM9 141H10V138H9ZM251 142H252V140H251ZM226 148L223 151L228 150ZM29 155L33 156L32 153ZM27 158H29V157H27ZM1 159H2V161H1ZM19 160H21V159H19ZM32 160H36V158L32 159ZM18 167H20V166L18 165ZM258 168H259V166L256 167L254 171L252 169V171L255 172ZM22 170H20V172ZM21 174L24 176H22ZM231 182H232L233 188L240 190V184L238 182L237 177L232 179ZM26 193H28V195H30V193L31 194L34 193L32 198L30 195L29 198L32 200L28 201V203L26 202L27 204L24 203V199H26V197H25ZM17 194L19 197L17 196ZM66 194L72 195L74 197L75 204H74L72 209L67 208L68 207L67 203L69 200H68V196ZM15 196H17V198H19L20 200H22L21 198H23V197H25V198H23V202H19V200L17 198H15ZM34 196H36V197L39 196V199H37V200L38 201L41 200L40 203L38 201H36V202L33 201ZM16 199L18 200V202L15 201ZM37 203L40 204L41 207ZM18 204H19V206H21V208L20 207L18 208ZM3 205L6 207L5 209H4ZM42 205H43V208H42ZM219 206H221L220 208H222V209H220ZM27 209H28V212L25 211ZM21 210L25 211L26 213L22 211L24 213V215H22V213H20ZM220 210H222V211H220ZM17 212L20 213V215L17 216V214H18ZM5 213H7V214H5ZM12 214H14L15 216H17L19 218V220L17 221L18 224L23 219V217H21V215L25 217V214L28 215V216L26 215L28 218L25 217L24 219L27 218L26 222L29 221V225L34 224L33 226L35 227L39 223V225L37 226L38 230L36 229V227L35 228L32 227V228H34V229H32V231L34 230V232H35V229H36V231H38L37 233H34V235H33V237H34L33 239L36 240V244H37L35 249L36 250L38 249V250H37V252H35L31 256L32 258H30L28 260V262L21 261L22 258H20L21 256H19V255H22L24 257L25 253L22 254V251L26 252L27 249L30 247V246L25 247V245L27 244V242L29 240V238L28 239L25 238L28 233H25L26 235L21 236L25 229L22 232L19 231L20 229L17 230L18 228L16 230L13 229L16 227V225L13 227L15 222L13 223L14 219L13 220L11 219ZM72 214H75L74 219H72V217H73V216H71ZM219 214H220V216H219ZM6 215H8L9 217ZM5 216H6V218H5ZM7 217H8V219H7ZM13 218H16V217H13ZM20 218H22V219L20 220ZM11 220H12V222H11ZM23 222H25V221L22 220V223H21L22 225L20 224V226H19L17 224V226L19 228H21L24 224ZM35 223H36V225H35ZM52 224L54 226L50 227V225L52 226ZM214 224L217 226V227H215L216 229H214V226H215ZM40 225H41V227H39ZM254 226H255L254 228L256 229L255 232L256 231L258 232V234L256 235L258 237V240L256 242L257 244L254 245V248H253L254 261H255V264H264V255H262V250H261V247L264 245V243H263L264 240L262 238V235L258 231L257 225L254 224ZM8 231H11L10 233H12V234L9 233L11 236H9ZM3 233H4V235H3ZM184 234H186V235H184ZM60 235H61V238H60ZM206 235H207V238H206ZM74 236L76 239L74 238ZM174 236H176V237H174ZM23 237L26 239L27 242L25 241V239ZM219 237H217L218 240H219ZM73 238L76 240L75 245H77L78 247L77 246L73 247L75 242L73 243L72 248L70 247L71 245L66 248L65 246L62 245V243L61 244L59 243V242H63V244H64V243H66V240L69 241V239L72 240ZM77 238H79V240H77ZM173 238H174V240H173ZM59 239H62V240L59 241ZM86 239H87V241H90V242H88L89 244H87ZM30 241H31V239H30ZM77 241H78V243L80 242L81 244L78 245ZM214 243H216V246ZM212 244H213V246H212ZM46 245L47 246L51 245L52 249L53 250L56 249V251H52L51 249H47ZM44 246H46V248ZM66 246H68V245H66ZM83 248H81V249L84 250ZM217 248L215 250L218 251ZM0 249H3V248L0 247ZM88 249L85 248V250H88ZM185 249H186V247H184V251H185ZM209 249H210V247H209ZM73 250H75V251L73 252ZM211 250L209 251L207 249V252H209L208 254L213 253V251L216 254L219 252V251L218 252L215 251L214 249H211ZM90 251L88 250L86 252H90ZM186 251H187V249H186ZM86 252H84V253H86ZM162 252H163V250H162ZM221 252H224V250H221ZM29 253H30V251H29ZM32 253H33V251H32ZM224 253L221 256H223ZM26 254H28V253H26ZM86 254H84V255H86ZM218 254L220 255V253H218ZM218 254H217V257L219 256ZM75 255H77V254H75ZM168 255H169L168 257H170L168 259L171 260L170 254H168ZM212 255H215V254H212ZM212 255H210V256H212ZM81 256H83V254ZM221 256H219V257H221ZM141 257H147L148 258L149 256H140V260H141ZM209 257L208 256L203 257V258H207V261H206V259H204L205 262L203 264H213L211 258H209ZM80 258H78L79 262L75 263V264H79L81 262L79 260ZM84 258H85V256H84ZM147 258H142L144 264L145 263L149 264V261H148L149 259H147ZM50 259H52V258L50 257ZM56 259L53 260L54 263H52L53 261H51V260L49 262L47 261L46 263L48 264L51 262L52 264H56L58 262ZM212 259L215 260L214 257H212ZM4 260H6V261H4ZM68 260H70V261H68ZM223 260H225V258H223ZM72 261H74V260H72ZM215 261H218V264H219V261H221V260H215ZM215 261H213V262L215 263ZM76 262H77V260H76ZM225 262L226 261H224V263ZM128 263L130 264L131 262H128ZM143 263L141 262V264H143ZM57 264H59V263H57ZM71 264H73V263H71ZM125 264H127V263H125Z\"/></svg>",
	"mask_w": 264,
	"mask_h": 264
}]
</instances>
